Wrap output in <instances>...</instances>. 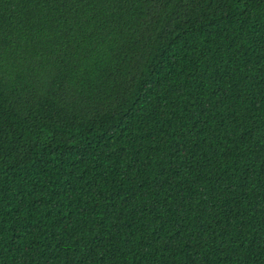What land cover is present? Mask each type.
<instances>
[{
	"label": "trees",
	"instance_id": "trees-1",
	"mask_svg": "<svg viewBox=\"0 0 264 264\" xmlns=\"http://www.w3.org/2000/svg\"><path fill=\"white\" fill-rule=\"evenodd\" d=\"M0 264H264V0H0Z\"/></svg>",
	"mask_w": 264,
	"mask_h": 264
}]
</instances>
